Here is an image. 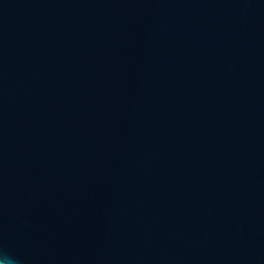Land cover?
<instances>
[{"label": "water", "instance_id": "obj_1", "mask_svg": "<svg viewBox=\"0 0 264 264\" xmlns=\"http://www.w3.org/2000/svg\"><path fill=\"white\" fill-rule=\"evenodd\" d=\"M0 249L264 264V0H0Z\"/></svg>", "mask_w": 264, "mask_h": 264}, {"label": "clouds", "instance_id": "obj_2", "mask_svg": "<svg viewBox=\"0 0 264 264\" xmlns=\"http://www.w3.org/2000/svg\"><path fill=\"white\" fill-rule=\"evenodd\" d=\"M0 264H19V261L10 256L6 250L0 249Z\"/></svg>", "mask_w": 264, "mask_h": 264}]
</instances>
